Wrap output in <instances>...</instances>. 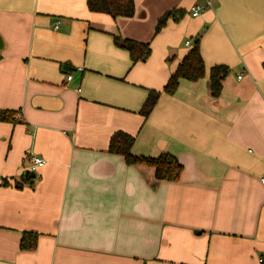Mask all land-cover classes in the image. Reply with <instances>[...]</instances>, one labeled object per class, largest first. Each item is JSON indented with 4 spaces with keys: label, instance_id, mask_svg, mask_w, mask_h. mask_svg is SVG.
Masks as SVG:
<instances>
[{
    "label": "crops",
    "instance_id": "0c3cea01",
    "mask_svg": "<svg viewBox=\"0 0 264 264\" xmlns=\"http://www.w3.org/2000/svg\"><path fill=\"white\" fill-rule=\"evenodd\" d=\"M135 4L114 18L87 0H0V111L15 113L0 120V264H262L264 0ZM194 4L206 8L194 16ZM174 8L185 15L156 33ZM115 35L151 55L133 62ZM197 37L205 76L167 93ZM220 63L230 72L213 96ZM150 89L161 94L145 117ZM118 130L135 154L177 156L181 178L110 152ZM31 153L47 162L18 188ZM28 230L32 250L20 248Z\"/></svg>",
    "mask_w": 264,
    "mask_h": 264
},
{
    "label": "trees",
    "instance_id": "16d2710c",
    "mask_svg": "<svg viewBox=\"0 0 264 264\" xmlns=\"http://www.w3.org/2000/svg\"><path fill=\"white\" fill-rule=\"evenodd\" d=\"M90 10L108 13L114 18L119 15L133 16L136 11L135 0H87ZM186 13L185 9L174 8L166 11L158 20L156 33H158L168 22L169 19L178 20ZM115 42L130 51L133 62L145 61L152 53L150 42L137 41L130 38L114 36ZM200 37H197L193 47L182 59L177 69L171 74L170 78L164 85L163 90L167 93L174 94L179 86L181 78H187L197 81L206 74V65L200 46ZM230 72V66L225 63L215 64L210 69V90L213 96H219L223 89V81ZM161 91L150 89L148 97L142 108V114L147 117L155 107L160 97ZM12 111H0V120H10L14 117ZM136 136L118 130L111 136L108 150L124 156L126 162L131 165L145 164L155 168L156 178L159 180L177 181L181 178L184 165L180 159L168 152L161 153L158 156L138 155L133 153L132 148ZM36 174L31 171H25L20 179H15L16 187L21 188L25 185L33 186ZM9 183L8 180H4ZM39 233L37 231H24L20 240V248L32 250L36 248ZM263 259V258H262ZM264 264V259L262 260Z\"/></svg>",
    "mask_w": 264,
    "mask_h": 264
},
{
    "label": "built area",
    "instance_id": "2783aa9c",
    "mask_svg": "<svg viewBox=\"0 0 264 264\" xmlns=\"http://www.w3.org/2000/svg\"><path fill=\"white\" fill-rule=\"evenodd\" d=\"M206 5H211V1H208ZM206 5L204 6L201 4H194L191 7L192 15L197 16V15L201 14L205 10ZM189 43H190V41H187V44H189ZM80 68L83 69L82 67H80ZM241 77H242V75L239 76V78H241ZM72 78H73L72 74L71 73L68 74L67 79L71 80ZM16 117H18V118L21 117V114H17ZM29 158L31 161L29 171L34 172L35 174H37L40 167L44 166L47 162L45 157H43L39 154H36V153H31ZM262 182L264 184V175L262 176ZM260 260L262 261L263 259L261 258Z\"/></svg>",
    "mask_w": 264,
    "mask_h": 264
},
{
    "label": "water",
    "instance_id": "95a60500",
    "mask_svg": "<svg viewBox=\"0 0 264 264\" xmlns=\"http://www.w3.org/2000/svg\"><path fill=\"white\" fill-rule=\"evenodd\" d=\"M0 47H1V37H0Z\"/></svg>",
    "mask_w": 264,
    "mask_h": 264
}]
</instances>
